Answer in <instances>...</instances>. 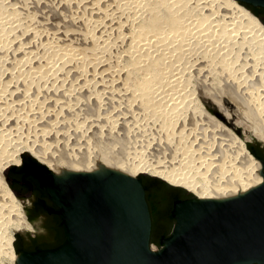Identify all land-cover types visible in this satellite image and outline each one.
I'll return each instance as SVG.
<instances>
[{
  "label": "bare ground",
  "instance_id": "bare-ground-1",
  "mask_svg": "<svg viewBox=\"0 0 264 264\" xmlns=\"http://www.w3.org/2000/svg\"><path fill=\"white\" fill-rule=\"evenodd\" d=\"M212 95L264 142V24L237 0H0V264L17 262L9 226H28L3 174L26 152L58 173L103 164L198 198L260 185L262 163ZM143 147L171 159L145 164Z\"/></svg>",
  "mask_w": 264,
  "mask_h": 264
},
{
  "label": "water",
  "instance_id": "water-1",
  "mask_svg": "<svg viewBox=\"0 0 264 264\" xmlns=\"http://www.w3.org/2000/svg\"><path fill=\"white\" fill-rule=\"evenodd\" d=\"M237 1L264 24L244 4L264 0ZM255 157L264 177V160ZM45 165L53 177L42 185L60 208L67 237L54 248L17 253L16 264H264V181L235 196L176 199L172 230L154 249L139 177L103 164L59 173Z\"/></svg>",
  "mask_w": 264,
  "mask_h": 264
},
{
  "label": "flooded vegetation",
  "instance_id": "flooded-vegetation-1",
  "mask_svg": "<svg viewBox=\"0 0 264 264\" xmlns=\"http://www.w3.org/2000/svg\"><path fill=\"white\" fill-rule=\"evenodd\" d=\"M247 5L264 22V6ZM249 151L253 156L264 160V145L259 141L249 140ZM43 168H48L42 162L34 161L31 156L25 154L22 157V164L15 165L7 171L6 177L11 190L16 192V197L21 204L28 226L18 231L13 243V251L33 252L39 249L54 248L62 244L67 231L64 225L60 208L51 198L42 182H51L52 174H45ZM49 169V168H48ZM52 170V169H51ZM176 199L188 198L179 194ZM158 212L151 211L152 234L151 240L160 245L161 238L168 236L166 227L170 225V209L159 206ZM158 245V246H159Z\"/></svg>",
  "mask_w": 264,
  "mask_h": 264
},
{
  "label": "rangeland",
  "instance_id": "rangeland-1",
  "mask_svg": "<svg viewBox=\"0 0 264 264\" xmlns=\"http://www.w3.org/2000/svg\"><path fill=\"white\" fill-rule=\"evenodd\" d=\"M246 46H247V44H246ZM244 50H246V47H244ZM205 92H206V88H203V91L201 93L204 95ZM203 101H204L205 105L207 106V108L211 111V113H213V115H215L219 119L225 118V116H227V113H229V116H230L229 117V120H230L229 125H230V127H232L233 129H235V131H237L239 133V135H241V137L243 139L247 137V142H246L247 147H248V144L250 142L249 140H251V138H252V140L259 141L260 143H262L264 145V142L263 141H261L258 138L254 137L248 131L246 132L245 125H242L240 127H236L235 126V124L238 123L239 120H243V118L241 117V114L239 113L240 112L239 104L237 102H235L233 99H231V97H229L227 95V96H225L223 98H220L218 96H213L212 95V96L209 97V99H207V100L206 99H203ZM243 126H244V128H243ZM111 145H113V144L111 143ZM116 145L117 146H120V145H122V142L120 141V142L116 143ZM103 146H105V145L103 144ZM150 148L151 147H149V148L143 147V151H142L141 156H142V159H145V164H155V161L158 158H159V162L164 164V163L167 162V160L169 161L171 159V157H168V158L165 159V157L168 156V155H166V154H160V153H162V151H160V150L159 151L158 150L156 151L155 148H153L154 150L153 149L151 150ZM116 150L119 151V148L117 147ZM118 151H114V156L119 155L118 154ZM115 152H117V153L115 154ZM25 154H28L29 156H32L28 152L24 153L23 156ZM164 155H165V157H164ZM119 157H121V156H119ZM160 158H161L162 161L160 160ZM13 166H15V165H13ZM13 166H11V167H13ZM8 170H9V168L3 173L4 174V177H5V173ZM142 175L153 176V177L160 178L158 176H154V175H151V174H148V173H145V172H140L137 177H139L142 180ZM169 184H171V183H169ZM8 185H9V183H8ZM171 185L184 188V187H182L180 185H174V184H171ZM152 188H155L157 190V192H158V196L162 197V203L161 204L163 205V207H167L170 210H172V208H173V202H174V200H176V198H177L176 196L179 195V194H177L175 192H171V191L165 189L163 186H161L159 184H154L152 186ZM184 189L187 190L186 188H184ZM187 191L190 192L191 194H193L194 196H196L193 192H191L189 190H187ZM0 201H1V199H0ZM0 208H1V205H0ZM172 225H173V222L170 221V226H172ZM7 232L8 233L9 232H14V234L16 236V234H17L18 231H16L15 228L10 225L9 228H8V230H7ZM152 247L154 249L160 248V246H158L156 244V242H152Z\"/></svg>",
  "mask_w": 264,
  "mask_h": 264
},
{
  "label": "trees",
  "instance_id": "trees-1",
  "mask_svg": "<svg viewBox=\"0 0 264 264\" xmlns=\"http://www.w3.org/2000/svg\"><path fill=\"white\" fill-rule=\"evenodd\" d=\"M31 158L34 161L38 162L33 156H31ZM142 182H143V185H144V187L146 189V197H147L148 203H149V205L151 207V211L155 209L156 212H158V210L160 208L159 206L162 203V197L158 196V192H157V190L155 188H152V186L154 184H159V185L163 186L165 189H167V190H169L171 192H175L177 194H182V195H185V196H188V197H193L194 196L193 194H191L190 192H188L184 188L173 186V185L169 184L166 180H164L162 178L142 175ZM169 218H170L171 222H173V225H174L175 218L172 215V210H170V217ZM173 225L172 226L168 225L169 227L167 226L166 230L171 232V229H172ZM151 241L153 242V240H151ZM159 246H161V244Z\"/></svg>",
  "mask_w": 264,
  "mask_h": 264
}]
</instances>
